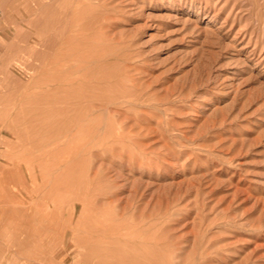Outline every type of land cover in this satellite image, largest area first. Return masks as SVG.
Returning <instances> with one entry per match:
<instances>
[{"label": "rangeland", "instance_id": "obj_1", "mask_svg": "<svg viewBox=\"0 0 264 264\" xmlns=\"http://www.w3.org/2000/svg\"><path fill=\"white\" fill-rule=\"evenodd\" d=\"M102 2L0 0V264H264V0Z\"/></svg>", "mask_w": 264, "mask_h": 264}, {"label": "bare ground", "instance_id": "obj_2", "mask_svg": "<svg viewBox=\"0 0 264 264\" xmlns=\"http://www.w3.org/2000/svg\"><path fill=\"white\" fill-rule=\"evenodd\" d=\"M39 1H41V0H39ZM55 1H56V0H55ZM108 1H109V0H108ZM114 1H115V0H114ZM27 2H29V1H27ZM27 2H26V3H27ZM45 2H46V1H45ZM59 2H60V1H59ZM74 2H75V1H74ZM99 2H100V1H99ZM99 2H98V3H99ZM103 2H104V0H103ZM103 2H102V3H103ZM33 3H36V2H33ZM42 3H43V2H42ZM63 3H64V2H63ZM105 3H106V2H105ZM105 3H103V4L105 5ZM8 4H9V3H8ZM8 4H7V5H8ZM18 4H19V3H18ZM59 4H60V3H59ZM72 4H73V3H72ZM103 4H102V5H103ZM44 5H46V4H44ZM63 5H64V4H63ZM94 5H95V4H94ZM104 5H103V7H102L101 5H100V6H101L102 8H108V9H109V7H106L107 5H106V6H104ZM112 5H113V4H112ZM114 5H115V4H114ZM6 7H7V6H6ZM22 7H23V6H22ZM22 7H21V9H24V7H23V8H22ZM64 7H65V6H64ZM117 7H118V6H117ZM117 7H116V8H117ZM27 8H28V7H27ZM27 8H26V9H27ZM58 8H59V7H58ZM70 8H71V7H70ZM29 9H30V8H29ZM43 9H44V7H43ZM46 9H47V8H46ZM90 9H91V8H90ZM35 10H36V9H35ZM48 10H50V9H48ZM62 10H63V9H62ZM112 10H113V9H112ZM50 11H52V9H51ZM55 11H56V9H55ZM55 11H54V12H55ZM58 11H59V10H58ZM90 11H91V10H90ZM100 11H102V10H100ZM28 12H29V10H28ZM46 12H48V11H46ZM46 12H45V13H46ZM102 12H103V11H102ZM102 12H101V14H102ZM105 12H107V11H105ZM24 13H25V12H24ZM45 13H44V14H45ZM48 13H49V12H48ZM48 13H46L47 15H45V16H48ZM50 13H51V15H50V17H51L53 12H50ZM61 13H62V12H61ZM65 13H66V9H65ZM95 13H96V12H95ZM108 13H109V12H108ZM19 14H20V13H19ZM21 14H22V13H21ZM26 14L28 15V13H26ZM96 14H97V13H96ZM109 14H111V13H109ZM114 14H115V13H114ZM7 15H8V14H7ZM9 15H10V13H9ZM15 15H16V14H15ZM62 15H63V14H62ZM62 15H61V16H62ZM104 15H105V18L108 17V16H107L108 14H107V15L104 14ZM17 16H18V15H17ZM43 16H44V15H43ZM61 16H60V17H61ZM63 16H64V15H63ZM92 16H93V15H92ZM27 17H28V16H27ZM46 18H48V17H45V19H46ZM62 18H63V17H62ZM70 18H71V17H70ZM70 18L68 17V19H70ZM102 18H104V16H103ZM112 18H113V17H112ZM34 19H35V18H34ZM90 19H91V18H90ZM110 19H111V18H110ZM58 20H59V19H58ZM91 20H92V19H91ZM107 20H109V19L107 18ZM47 21H48V20H47ZM62 21H63V20H62ZM72 21H73V20H72ZM87 21H89V20H87ZM102 21H103V20H102ZM105 21H106V19H105ZM68 22H70V21H68ZM18 23H19V22H18ZM52 23H53V22H52ZM54 23H55V22H54ZM54 23H53V24H54ZM56 23H57V22H56ZM65 23H66V22H65ZM100 23H102V22H100ZM20 24H21V23H20ZM38 24H39V23H38ZM42 24H43V23H42ZM47 24H48V23H47ZM66 24H68V23H66ZM66 24H64V25H66ZM69 24H70V23H69ZM69 24H68V25H69ZM94 24H95V23H94ZM94 24H93V25H94ZM48 25H49V24H48ZM90 25H91V24H90ZM106 25H107V24H106ZM22 26H23V25H22ZM25 26H26V25H25ZM45 26H46V23H45ZM100 26H101V25H100ZM39 27H40V25H39ZM55 27H56V26H55ZM71 27H72V26H71ZM93 27H96V26L94 25ZM105 27H106V26H105ZM32 28H33V27H32ZM32 28H31V29H32ZM37 28H38V27H37ZM96 28H97V27H96ZM108 28H109V27H108ZM40 29H41V28H40ZM57 29H58V28L56 27V30H57ZM81 29H82V27H81ZM103 29H104V28H103ZM23 30H24V29H23ZM38 30H39V29H38ZM47 30H48V29H47ZM65 30H66V28H65ZM65 30H64V31H65ZM86 30H87V29H86ZM8 31H9V30H8ZM29 31H30V30H29ZM42 31H43V30H42ZM88 31H90V30H88ZM104 31H105V30H104ZM45 32H46V31H45ZM48 32H49V31H48ZM58 32H59V31H58ZM65 32H67V31H65ZM69 32H70V31H69ZM96 32H97V31H96ZM9 33H10V32H9ZM38 33H39V32H38ZM93 33H94V32H93ZM12 34H13V33H12ZM22 34H23V33H22ZM45 34H46V33H45ZM49 34H50V32H49ZM55 34H57V32H56ZM105 34H106V32H105ZM36 35H37V34H36ZM72 35H73V34H72ZM43 36H45V35H43ZM43 36H42V37H43ZM61 36H63V35H61ZM88 36H89V35H88ZM69 37H70V36H69ZM100 37H101V36H100ZM62 38H63V37H62ZM62 38H61V39H62ZM87 38H88V37H87ZM101 38H102V37H101ZM39 39H40V38H39ZM94 39H95V38H94ZM98 39H99V38H98ZM107 39H108V38H107ZM31 40H32V39H31ZM82 40H83V39H82ZM23 41H24V40H23ZM58 41H60V39H59ZM85 42H86V41H85ZM88 42H89V41H88ZM91 42H92V41H91ZM91 42H90V43H91ZM24 43H25V42H24ZM33 43H34V42H33ZM92 43H93V42H92ZM99 43H100V42H99ZM102 43H103V42H102ZM96 44H97V43L95 42V45H96ZM86 45H87V43H86ZM95 45H94V46H95ZM98 45H99V44H98ZM47 46H48V45H47ZM87 46H88V45H87ZM94 46H92V47H94ZM7 47H8V45H7ZM9 47H10V46H9ZM25 47H26V46H24V48H25ZM65 47H66V46H65ZM65 47H64V49H65ZM47 48H48V47H47ZM101 48H102V47H101ZM10 49H11V48H10ZM10 49H9V50H10ZM67 49H68V48H67ZM93 49H94V48H93ZM22 50H23V49H22ZM25 50H26V49H25ZM35 50H36V49H35ZM44 50H45V49H44ZM29 51H30V50H29ZM57 51H59V50H57ZM97 52H98V51H97ZM98 53H99V52H98ZM59 54H60V53H59ZM94 54H95V53H94ZM96 54H97V53H96ZM25 55H26V54H25ZM71 55H72V54H71ZM98 55H99V54H98ZM57 56H58V55H57ZM67 56H68V55H67ZM83 58H84V57H83ZM53 59H54V58H53ZM103 59H104V58H103ZM83 61H84V60H83ZM85 62H86V61H85ZM52 64H54V63H52ZM92 65H93V64H92ZM50 66H51V65H50ZM96 66H97V65H96ZM96 66H95V67H96ZM51 67H52V66H51ZM124 67H126V66H124ZM99 68H100V67H99ZM99 68H98V69H99ZM48 69H49V68H48ZM54 69H55V68H54ZM79 69H80V68H79ZM85 69H87V68H85ZM85 69H84V70H85ZM127 69H128V68H127ZM96 70H97V69H96ZM79 71H80V70H79ZM82 71H83V70H82ZM87 71H88V70H87ZM126 71H127V70H126ZM71 72L73 73V71H71ZM71 72H70V73H71ZM99 72H102V71H99ZM105 72H106V71H105ZM123 72H124V71H123ZM78 73H79V72H78ZM90 73H92V72H90ZM95 73H96V72H95ZM107 73H108V72H107ZM107 73H105V74H107ZM116 73L119 74L120 71H118V72H116ZM125 73H126V72H125ZM113 74H114V73H113ZM113 74H112V75H113ZM87 75H88V74H87ZM96 75H97V74H96ZM115 75H116V74H115ZM115 75H113V78H115V77H114ZM119 75H120V74H119ZM119 75H118V76H119ZM121 75H122V74H121ZM122 76H123V75H122ZM87 77H88V76H87ZM104 77H105V76H104ZM120 77H121V76H120ZM128 77H129V76H128ZM131 77H132V76H131ZM94 78H95V77H94ZM100 78H101V77H100ZM113 78H112V79H113ZM121 78H122V77H121ZM59 79H60V78H59ZM80 79H81V78H80ZM116 79H117V77H116ZM124 79H126V76H125ZM50 80H51V78H50ZM94 80H96V79H94ZM102 80H103V79H102ZM126 80H127V79H126ZM128 80H129V79H128ZM130 80L132 81V79H130ZM120 81H121V80H120ZM124 81H125V80H124ZM77 82H78V81H77ZM81 82H83V81H81ZM81 82H80V84H82ZM108 82H109V81H108ZM117 82H119V81L117 80ZM78 83H79V82H78ZM85 83H86V82H85ZM90 83H91V82H90ZM122 83H123V82H122ZM130 83H131V82H130ZM83 84H84V83H83ZM108 84H109V83H108ZM91 85H92V84H91ZM97 85H98V84H97ZM102 85H104V82H103ZM106 85H107V84H106ZM111 85H112V84H111ZM111 85H109V86H111ZM113 85H115V84H113ZM73 86H74V85H73ZM78 86H79V85H78ZM93 86H95V85H93ZM98 86H99V85H98ZM58 87H59V86H58ZM58 87H56V88L59 89ZM70 87L73 88V87L71 86V84H68L67 86H63V85L61 84L59 90H61V91H64V90H67V89L69 90ZM105 87H106V86H105ZM115 87H117V85H116ZM76 88H77V87H76ZM84 88H85V87H84ZM118 88H119V87H118ZM54 89H55V88H54ZM73 89H74V88H73ZM102 89H104V88H102ZM105 89H106V88H105ZM135 89H136V87H135ZM59 90H58V91H59ZM70 90H72V89H70ZM81 90H82V89H81ZM91 90H92V89H91ZM95 90H96V88H95ZM100 90H101V89H100ZM131 90H132V89H131ZM88 91H89V90H88ZM98 91H99V90H98ZM105 91H106V90H105ZM108 91H109V90H108ZM121 91H123V90H121ZM132 91H133V90H132ZM59 92H60V91H59ZM89 92H90V91H89ZM91 92H92V94H91V93H87V91H85V92H82V93L79 92V93H80L79 95H74V96H71V95H70V96H68L67 98H65V102H66V103L69 102V104H65V103H64V98H63L62 95H61V96H60V95H57V96H59V101H58V103L60 104V108H59V109L62 110V111H64V112H66V113H70V114L73 115V113L78 112V111H80V110L82 109V108H81V109L79 108V104H80V103H82V102H86V101L89 102L90 100H92L90 103H93V101L96 102V100L98 101V100L100 99L99 96H98V98H99V99H98L97 96L94 95L95 93L93 94V91H91ZM111 92H112V91H111ZM116 92H117V90H116ZM52 93H53V92H51V94H52ZM73 93H74V92H73ZM75 93H76V92H75ZM98 93L101 95L102 92H101V93L98 92ZM105 93H106V92H105ZM121 93H122V92H121ZM133 93H135V92H133ZM58 94H59V93H58ZM106 94H107V93H106ZM111 94H113V93H111ZM115 94H117V93H115ZM115 94H113V95H115ZM118 94H120V92H119ZM118 94H117V96H118ZM122 94H124V93H122ZM65 95H66V94H65ZM65 95H64V96H65ZM68 95H69V94H68ZM97 95H98V94H97ZM113 95H112V96H113ZM120 95H121V94H120ZM128 95H129V94H128ZM103 96H104V95H103ZM106 96H107V95H106ZM112 96L110 95L111 99H112ZM123 96H124V95H122V96H120V97L123 98ZM129 96H130V95H129ZM110 97L107 98V100H105L104 98H102V99H104L105 101L109 102ZM113 97H114V96H113ZM134 97H135V95H134ZM122 98H121V99H122ZM125 98H126V97H125ZM116 99H119V98L116 97ZM54 101H55V100H54ZM119 101H120V99H119ZM119 101H117V103H118ZM62 102H63L64 104H62ZM99 102H100V101H99ZM99 102H98V103H99ZM103 102H104V101H103ZM103 102H102V103H103ZM113 102H114V98H113ZM115 102H116V100H115ZM56 103H57V102H56ZM104 103H105V102H104ZM104 103H103V105H104ZM110 103H111V102H110ZM123 103H124V101H123ZM123 103H122V104H123ZM88 104H89V103H88ZM88 104H86V105H88ZM83 105H84V104H83ZM106 105H108V104H106ZM53 106H54V104H53ZM56 106H59V105L56 104ZM93 106H95V104H93ZM98 106H99V105H98ZM98 106H97V107H98ZM110 106H111V105H110ZM127 107H128V106H127ZM53 108L55 109V107H53ZM91 108H92V107H91ZM98 108H99V107H98ZM94 109H95V108H94ZM99 109H101V108H99ZM99 109H98V110H99ZM104 109H105V108H104ZM106 109H107V107H106ZM111 109H112V108H111ZM126 109H127V108H126ZM56 110H57V109H55L54 111L56 112ZM60 110H59V111H60ZM90 110H91V109H90V104H89V107L86 108V111H85V112H90ZM116 110H117V109H116ZM59 111H58V113L56 112L57 115L59 114ZM81 111H82V110H81ZM64 112H63V113H64ZM71 112H72V113H71ZM82 112H83V111H82ZM119 112H120V111H119ZM60 113H61V111H60ZM63 113H62L61 115H58V116H62ZM78 113H79V112H78ZM76 114H77V113H76ZM80 114H81V113H80ZM74 115H75V114H74ZM66 116H67V115H66ZM75 116H76V115H75ZM67 117H69V116H67ZM82 117H83V116H82ZM73 120H74V119H73ZM73 120H72V121H73ZM78 120H79V119H78ZM72 121H70L71 124L73 123ZM75 121H76V120H75ZM76 122H77V121H76ZM71 124H69V125H71ZM67 126H68V125H67ZM74 126H75V125H74ZM82 126H83V125H82ZM62 127H65V125H62ZM72 127H73V126H72ZM90 127H92V126H90ZM66 128H68V127H66ZM73 130H74V129H73ZM88 130H89V129H88ZM113 131H114V130H113ZM110 137H111V136H110ZM70 138H72V137H70ZM115 139H116V138H115ZM115 139H114V140H115ZM118 141H119V140H118ZM105 142H106V141H105ZM116 142H117V141H116ZM82 146H83V145H82ZM27 240H28V239H27ZM26 242H27V241H26ZM21 246H22V245H21ZM24 248H25V247H24ZM144 248H145V247H144ZM137 250H138V249H137ZM139 250H140V249H139ZM143 250H145V249H143ZM143 250H142V251H143ZM163 250H164V249H163ZM27 251H28V250H27ZM149 251H151V250H149ZM20 252H21V251H20ZM23 252H24V251H23ZM145 252H146V251H145ZM151 252H152V251H151ZM24 253H25V252H24ZM92 253H93V252H92ZM153 253H154V252H153ZM159 253H160V252H159ZM110 254H111V253H110ZM135 254H136V253H135ZM160 254H161V253H160ZM13 255H14V254H13ZM102 255H103V254H102ZM141 255H142V254H141ZM93 256H94V255H93ZM108 256H110V255H108ZM108 256H107V257H108ZM113 256H114V255H113ZM142 256H143V255H142ZM135 257H136V256H135ZM138 257H139V256H138ZM129 258H132V257H129ZM142 258H143V257H142ZM159 258H160V257H159ZM112 259H113V258H112ZM136 259H137V258H136ZM136 259H135V260H136ZM148 259H149V258H148ZM162 259H163V258H162ZM141 260L143 261V259H141ZM144 260H145V262H147L146 259H144ZM139 261H140V260H139ZM149 261H150V260H149ZM129 262H130V261H129ZM149 264H150V263H149ZM152 264H153V263H152Z\"/></svg>", "mask_w": 264, "mask_h": 264}]
</instances>
